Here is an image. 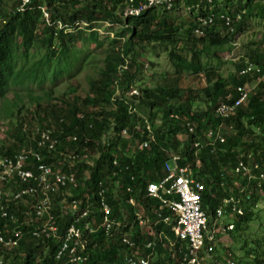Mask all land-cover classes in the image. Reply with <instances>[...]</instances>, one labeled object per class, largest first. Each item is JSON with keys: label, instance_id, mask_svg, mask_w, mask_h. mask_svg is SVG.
<instances>
[{"label": "trees", "instance_id": "1", "mask_svg": "<svg viewBox=\"0 0 264 264\" xmlns=\"http://www.w3.org/2000/svg\"><path fill=\"white\" fill-rule=\"evenodd\" d=\"M20 1L0 0V103L9 119L16 118L8 139L0 144V156H14L23 149H36L39 131L46 128H51L60 140L57 156L61 151H75L82 155L99 153L98 158L91 157L94 161L92 166L79 162L73 168L79 185L68 190L70 196L67 201L71 203L74 199L80 200V208L90 203L92 213L85 220L92 221L95 227L99 223L97 208L100 196L108 201L111 215L117 219L126 215L130 222L136 223L135 210L144 208L150 225L157 234H163V239L154 242L153 247L148 249L145 243L151 241L152 237L146 236L145 240L141 234H134L133 238L139 244L141 254L151 253L150 264H181L184 253L180 250L185 244L175 240L170 226L157 223L156 211L166 210L158 201L147 198L146 186L167 175L169 153L179 154V164H190L195 175L206 185L204 204L210 205L208 225L212 228L216 210L223 199L238 194L235 182L246 185L233 172L239 155L252 154L253 160L264 168V80L257 82L259 76H264V48L257 47L250 51L246 59L242 58L234 64L235 72L228 75L209 68L202 60L203 57L221 60L220 54L231 48L235 37L246 27L252 16L264 19V0H213L211 4L186 0L176 3L172 11L180 5L189 9L191 20L188 22L175 20L169 16L170 11L163 8H152L138 17L124 19L123 0H32L24 12L18 10ZM141 1L136 0V5ZM197 4L200 6L196 7ZM43 9L49 14V23ZM211 13L217 16L213 24L204 28L203 36H196L194 30L198 26V16ZM238 14L240 20L234 21L232 27L226 26L225 19L221 18V15H225L235 20ZM105 21L119 26L120 30L104 52L103 69L96 78H89L90 86L86 95L76 94V87L72 89V98H61L52 89L45 90L43 95L33 90L34 87L42 90L43 84L49 79L54 81L60 74L71 72L80 52L76 46L85 39L86 29L95 30ZM78 22H86L88 26L80 29L76 27ZM181 34L186 35V39L180 40L182 46L175 49ZM91 38L99 39V35L94 32ZM152 43L173 47L169 58L177 75L174 85L140 89L142 94L138 98V111L152 121L156 135V140L148 148L140 150L138 145L147 138L135 131L136 123L141 119L129 113L128 105L122 100H118L114 106L112 97L115 94L114 84L118 78L119 65L129 58V67L120 83V88L127 91L145 66L137 62L138 49L144 50ZM102 46L103 42L97 43V47ZM247 61L259 66L263 73L240 75ZM184 71L192 75L195 88L180 87ZM247 82L256 87L247 104L225 121L227 126H232L227 142L215 149L205 147L196 153L191 144L194 134L189 133L186 123H195L200 136L202 131L218 126L222 120L214 114L216 107L220 102L233 101L237 97L236 87ZM21 90H25L29 98L26 104ZM201 94L210 102L205 111L193 109V101ZM122 95L125 94L122 92ZM130 101L133 102V99ZM23 110L26 113L33 112L30 119L34 118L38 123L36 136L31 135L32 140L29 141L26 120L21 116ZM172 114L179 118H173ZM124 128L129 129L135 141L119 135ZM111 133L114 134L112 137ZM68 137H75L76 141L68 140ZM131 145H135L133 154H130ZM223 182L225 187L222 186ZM248 192L251 195L249 199L246 196ZM262 193H259L255 183L251 184L242 201L244 215L233 218L230 223L233 229L228 231V235H233L234 239H241L243 250L251 254V257L245 254L237 260L231 254L224 255V264H227L228 258L234 264H264V237L248 238L251 247L247 250L248 240L241 232H245L249 223L258 217L256 207L264 200V189ZM131 197L137 201L136 208L128 203ZM53 200L54 214L63 233L73 217L64 214L62 210L63 195L53 196ZM17 215L23 219L21 211ZM93 216L96 217L94 221ZM3 225L4 222L0 223L1 227ZM26 232L13 254L20 255L19 264H56L54 256L59 242L37 239L28 229ZM233 233L240 234L236 237ZM111 237H106L101 231L89 235V264H124L121 252H124L125 245L121 236L114 234ZM215 253L216 249L210 259ZM216 259L221 260L218 257ZM12 264L18 263L12 261Z\"/></svg>", "mask_w": 264, "mask_h": 264}, {"label": "built area", "instance_id": "2", "mask_svg": "<svg viewBox=\"0 0 264 264\" xmlns=\"http://www.w3.org/2000/svg\"><path fill=\"white\" fill-rule=\"evenodd\" d=\"M109 2L113 0H102ZM115 1V0H114ZM124 8L123 18L138 17L142 13L152 8H163L172 11L175 4L186 0H143L136 5V0H123ZM211 4L213 0H198V2ZM32 3V0H21L18 10L24 12ZM197 4L196 7H199ZM44 17L49 23V14L43 9ZM215 14L207 16H198L194 33L200 37L204 35V28L211 26L214 22ZM225 19L226 26L232 27L234 21L240 20V14L234 20L231 16L221 15ZM60 26L61 23H59ZM103 26L113 27L108 21L102 23ZM86 22L76 23V27L85 28ZM65 27V26H62ZM113 35V34H111ZM129 67V58L118 67V78L115 81V94L112 97V103L115 106L118 100H122L128 105L129 113L141 121H137L135 131L141 136L146 135L139 145L143 150L150 146L151 142L156 140L155 126L152 121L142 116L137 108L138 98L141 96L139 88L131 86L127 91L120 88L121 77ZM261 68L249 61L240 70V75L261 74ZM264 80V76H259L257 82ZM257 84V83H256ZM254 85V84H253ZM247 82L245 85L237 86L235 93L237 97L233 101L220 102L215 109V116L222 122L218 126L209 128L206 132L197 134L195 123L187 122V128L191 135L194 134L192 148L196 153L205 147L215 149L218 145L227 142L231 135L232 126H227L225 121L236 115L238 109L246 105L251 92L256 85ZM122 92L125 95H122ZM133 99V102L130 101ZM173 118H179L172 114ZM122 138L133 140V134L128 128L121 130L119 134ZM182 135L179 136V139ZM68 140L76 141L75 137H68ZM60 140L54 134L51 128L39 131L36 140V149H23L14 156H0V264H12L10 258L19 248V244L26 236V229L29 233L42 240H57L58 249L55 252L54 260L56 264H89L88 257V237L97 231H101L106 237H111L116 232L122 231L121 241L125 245L126 253L123 256L124 264H150L151 253L142 255L139 250V244L134 240L133 235L141 233L142 238L154 237L155 235L162 241V233L157 234L150 225L149 217L144 208L135 210V222H130L126 215L121 218H115L111 215V206L104 196H100L97 218L99 223L97 227L88 219L92 210L90 203L80 208L81 201L74 199L69 203L67 199L61 201L64 214H69L73 220L67 225L64 232L61 233L60 224L54 214L53 196L69 194L70 188H76L79 185L77 175L73 171L76 164L84 162L93 165L91 157H99V153L91 155L90 153L80 154L75 151L60 152L62 159L56 155ZM53 154H55V157ZM169 161L166 164L167 175L157 182H150L146 186L145 195L161 203V207L166 210L156 211L158 222L170 226L175 240L184 243L185 246L180 250L183 254L181 264H204L206 259L217 248L220 242L219 237L228 234L233 229V225L221 222L223 217H232L244 215L243 198L244 193L250 189L251 184L255 183L257 190L263 194L264 189V168L256 163L252 154L244 153L239 155V160L234 168L236 177L246 182L243 186L240 182H235L238 194H231L223 199L221 206L216 210L215 219H213L212 228L209 227L210 205L204 204V194L206 185L195 175L194 169L190 164L180 165V155L169 153ZM53 158L55 159L53 161ZM57 158V159H56ZM47 159L48 161H46ZM116 164V162H115ZM225 187V183L222 184ZM131 192L130 188H127ZM250 198V193L246 195ZM128 203L137 207V201L129 198ZM12 207V208H11ZM22 213L21 219L17 212ZM63 216V214H62ZM96 217L93 216V221ZM85 220V221H84ZM144 235V236H143ZM172 242V246H174ZM154 245L153 240L147 241L145 247L150 249ZM125 252V251H124ZM203 255L200 256V253ZM227 264H234L231 258L226 260Z\"/></svg>", "mask_w": 264, "mask_h": 264}, {"label": "rangeland", "instance_id": "3", "mask_svg": "<svg viewBox=\"0 0 264 264\" xmlns=\"http://www.w3.org/2000/svg\"><path fill=\"white\" fill-rule=\"evenodd\" d=\"M169 16H172L175 20L179 22H188L190 19L189 9H186L184 5H180L178 9L175 11H170ZM187 23L186 25H188ZM98 28L95 30L86 29L85 39L77 44V49L80 51L78 54V60L76 59V65L71 72H64L60 74V76L54 78V81H46L43 84V88L38 89L36 87L33 90L38 91V94L43 95L45 90L52 89L55 95L63 98H72L74 96L72 89L76 87L78 95H86L89 90V78H96L100 71L104 67V52L109 45V42L115 37V34L120 30L119 26L107 27L97 26ZM97 33L99 35V39L91 38L92 33ZM113 34V35H111ZM186 35L181 34L179 37L178 44L175 49H179L182 46L180 40H185ZM98 42H103L102 47H97ZM231 48H227L224 50V53H221V60H218L213 57H203V63L206 64L209 68L217 69L223 72L225 75L235 72L236 67L235 63L240 62L242 58H247L246 56L257 47L264 48V19L259 18L257 16H252L249 22L246 24V27L237 34L235 37V41L232 43ZM173 49L170 45H161L159 43H152L149 47H145L143 49H138V59L137 62L139 64H144L143 72L139 75L134 84V87L140 89H149L154 87L155 85H165V84H175V77L177 75L175 68L173 67L170 58L169 52ZM39 58V57H37ZM182 79L179 82L181 88H186L187 86H191L195 88V82L190 75V72H183ZM77 85V86H76ZM253 85V84H252ZM254 86V85H253ZM141 91V90H140ZM23 95V100L28 103L29 98L26 97V91L21 90ZM209 100L201 94V96L193 101V109L205 111L209 106ZM2 103H0V144H2L5 139H8V134L12 131V128L15 126L16 118L9 119L2 107ZM32 113H26L25 110L22 112V118H25L27 125L26 133L27 141L31 139L32 136H36V126L38 123L36 120L30 119L32 117ZM160 119V118H158ZM159 122V121H157ZM30 123L33 126L30 127ZM29 130H31L29 132ZM113 133L110 134L112 137ZM32 140V139H31ZM135 144V142H134ZM135 150V145L130 146V154H133ZM62 152V151H61ZM63 155H58V159H62ZM70 194H64L63 199H67ZM261 203L256 207V212L258 217L256 216L255 220L249 223L245 232L241 231L248 238L251 236H256V238L264 237V200L260 201ZM232 217H223L221 218V222L232 223ZM153 230H155L153 228ZM143 231H140L141 234ZM235 232V231H233ZM122 231L116 232V234H121ZM235 234V233H233ZM240 233H236V237L239 236ZM233 235H222L219 237L220 242L217 245L216 253L212 256V259H206L204 264H224L222 260H224V255H232L237 260H240L245 254L248 257H251V254L246 253V250L242 248L241 239H234ZM146 240V239H145ZM153 242H158L159 239L155 235L152 237ZM247 250L250 249L251 241H247ZM121 252L122 257L126 253ZM220 258L221 260H217L216 258ZM226 258V257H225ZM247 260V259H246ZM10 261H15L16 263L21 262V257L17 253L16 256L10 258ZM248 261V260H247Z\"/></svg>", "mask_w": 264, "mask_h": 264}, {"label": "bare ground", "instance_id": "4", "mask_svg": "<svg viewBox=\"0 0 264 264\" xmlns=\"http://www.w3.org/2000/svg\"><path fill=\"white\" fill-rule=\"evenodd\" d=\"M261 71H262V70H261ZM262 73H263V72H262ZM257 75H258V74H257ZM257 75H256V76H257ZM262 75H263V74H262ZM115 236H116V235H115ZM111 238H112V237H111ZM145 250H146V249H145ZM170 257H171V256H170Z\"/></svg>", "mask_w": 264, "mask_h": 264}]
</instances>
